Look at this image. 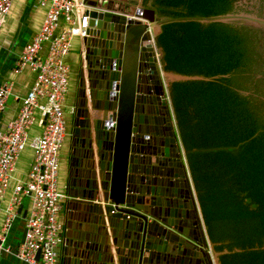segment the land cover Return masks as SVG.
Here are the masks:
<instances>
[{"label": "water", "instance_id": "water-1", "mask_svg": "<svg viewBox=\"0 0 264 264\" xmlns=\"http://www.w3.org/2000/svg\"><path fill=\"white\" fill-rule=\"evenodd\" d=\"M88 4L89 27L71 91L78 165L64 182L59 264H221L225 252L216 253L218 260L208 252L168 95L174 82L229 76L165 72L152 35L157 39L165 23L180 21L243 22L264 31V18L246 12L161 17L146 0ZM158 55L161 60L162 49Z\"/></svg>", "mask_w": 264, "mask_h": 264}, {"label": "trees", "instance_id": "trees-1", "mask_svg": "<svg viewBox=\"0 0 264 264\" xmlns=\"http://www.w3.org/2000/svg\"><path fill=\"white\" fill-rule=\"evenodd\" d=\"M236 0H154L161 17L238 14ZM243 22H168L156 44L168 73L229 78L170 84L178 133L221 264H264V46ZM240 91L250 93L249 96Z\"/></svg>", "mask_w": 264, "mask_h": 264}, {"label": "built area", "instance_id": "built-area-1", "mask_svg": "<svg viewBox=\"0 0 264 264\" xmlns=\"http://www.w3.org/2000/svg\"><path fill=\"white\" fill-rule=\"evenodd\" d=\"M15 1L0 0V43ZM37 2L46 10V16L40 31L23 48L14 69L16 75L32 71L35 81L13 119H4L13 84L0 87V211L8 202L0 250L19 216V208L28 199L25 234L16 257L23 264H59L64 241L61 215L67 199L60 189L61 153L67 136L65 106L72 71L67 58L73 50L74 39L85 36L91 8L88 0ZM152 42L162 65L153 35ZM35 127L40 129L39 134L34 132ZM28 151L33 161L27 180L15 181L19 162ZM204 230L208 238L205 227Z\"/></svg>", "mask_w": 264, "mask_h": 264}, {"label": "crops", "instance_id": "crops-1", "mask_svg": "<svg viewBox=\"0 0 264 264\" xmlns=\"http://www.w3.org/2000/svg\"><path fill=\"white\" fill-rule=\"evenodd\" d=\"M45 16L46 10L39 6L37 0H16L8 16L7 23L3 28L0 43V87L9 83L13 84L12 92L7 101L6 111L4 114L5 121L13 119L19 114L22 99L27 95L34 84L35 74L32 71L25 70L16 75L14 74V69L16 67V62L23 51V48L26 46V44H29L33 37L40 31ZM82 48V39H80L79 37L75 38L73 50L67 58V61L71 64L72 68L70 75V93L68 95L67 103L65 106V113L68 123L70 121V115L73 111L72 105L74 103V97L71 95V93L75 90V79L77 76L75 71L78 69V63L80 60L79 52ZM165 81L167 82L166 76ZM34 132L39 134L40 129L38 127H35ZM182 151L187 165L192 189L196 197L195 187L192 182L186 157L184 155V148ZM67 154L68 145L66 144L65 148L63 147L62 150L60 169V189L63 193H65L63 180L66 177L67 171L69 169ZM32 161V153L29 151L26 152L19 162V167L15 174V181L25 182L27 180ZM76 165H78V161ZM74 169H77V167H74ZM7 206L8 202L4 204L3 209L0 211V235L2 234V228L6 219ZM28 206L29 200L25 199L22 206V213H18L19 216L14 221L13 227L7 235L6 244L3 246V249L0 250V264H23L16 257V252L18 246L21 244L24 238L25 218L23 217V213L27 210ZM63 212H66L65 205L63 208ZM63 212L61 215L62 218ZM215 256V259L218 260L217 254H215Z\"/></svg>", "mask_w": 264, "mask_h": 264}, {"label": "flooded vegetation", "instance_id": "flooded-vegetation-1", "mask_svg": "<svg viewBox=\"0 0 264 264\" xmlns=\"http://www.w3.org/2000/svg\"><path fill=\"white\" fill-rule=\"evenodd\" d=\"M150 1H153V3H154V0H146V4H149ZM235 5H236L235 8H236V11L237 12H241V13L242 12H246L248 14L250 13V14L255 15L257 17L264 18V0H236L235 1ZM252 28H254V27H252ZM255 29H257V28H255ZM256 33H257V36L258 37H261L260 42L263 43V46H264V31H262V32L256 31ZM72 130H74V127L72 125V118L70 116V121L68 123V128H67V136H66L65 144H64V148H65L66 144L68 145L67 162H68L69 169L67 171L66 176L68 174H70V173H72V174L75 173L76 174V169H74V167L77 164V160L74 157V154L77 151L75 149L76 147H74V145H73L74 139L72 137ZM68 139H69V144H68ZM61 155H62V153H61ZM71 168L74 169V170H72ZM65 180H66V177L64 178L63 183L65 182ZM63 215H64V212H63ZM201 219H203L202 215H201ZM202 223H203V226H204V221H202ZM207 242L209 243V249H208L209 254L212 257H215L216 258L215 254L218 253V252L215 250V247H214V245H212L209 237L207 238Z\"/></svg>", "mask_w": 264, "mask_h": 264}, {"label": "clouds", "instance_id": "clouds-1", "mask_svg": "<svg viewBox=\"0 0 264 264\" xmlns=\"http://www.w3.org/2000/svg\"><path fill=\"white\" fill-rule=\"evenodd\" d=\"M175 117V116H174ZM175 123H176V120H175ZM176 125V130L178 131V129H177V124H175ZM180 137V136H179Z\"/></svg>", "mask_w": 264, "mask_h": 264}]
</instances>
